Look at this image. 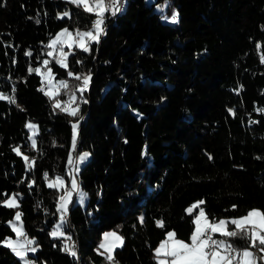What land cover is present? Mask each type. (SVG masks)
<instances>
[{
    "label": "trees",
    "instance_id": "trees-1",
    "mask_svg": "<svg viewBox=\"0 0 264 264\" xmlns=\"http://www.w3.org/2000/svg\"><path fill=\"white\" fill-rule=\"evenodd\" d=\"M118 3L99 43L74 48L66 69L48 58L47 40L63 28L88 30L94 14L69 0H0V94L15 99H0V241L14 235L8 223L20 211L35 264H100L94 248L105 230L123 238L118 264H156L153 249L167 232L189 241L185 208L195 201L215 220L264 211V0ZM162 4L177 23L161 21L154 7ZM46 58L53 79L67 82L52 98L35 72ZM69 71L91 77L76 116L52 105L77 93ZM27 121L36 125L35 149ZM81 151L89 154L76 174L85 207L70 202L63 225L74 257L49 235L57 191L45 180L67 179L69 153L75 161ZM11 194L18 209L2 204ZM0 264H19L2 244Z\"/></svg>",
    "mask_w": 264,
    "mask_h": 264
},
{
    "label": "snow or ice",
    "instance_id": "snow-or-ice-1",
    "mask_svg": "<svg viewBox=\"0 0 264 264\" xmlns=\"http://www.w3.org/2000/svg\"><path fill=\"white\" fill-rule=\"evenodd\" d=\"M69 2L75 4L77 7H82L85 13L94 14L96 17L93 20L92 30L75 32L73 35L68 29H63L57 33L55 38L52 39L47 47L49 49H55L57 45L60 46L58 56L56 57V63L62 68H68V52L64 51L66 45L69 50L72 49L73 45L76 48L81 49L84 52L90 50L89 44L99 43L100 37L104 34L105 28V13L111 9V15L115 16L117 13L123 10V5L118 3V0H110V4L106 0H69ZM69 13H63V16H68ZM171 23L178 22V13L173 10L170 16ZM260 45H258V48ZM49 56L53 55L52 51H49ZM261 62L264 63V56L261 57ZM80 63V61H77ZM48 61H44V65L47 66ZM29 71H32L31 69ZM37 73L40 69L35 70ZM48 78L51 79L52 71L48 69ZM70 77H74L81 83L77 86L78 91L81 93L85 91L90 82V74L78 75L71 71L68 72ZM59 86L67 87L66 81H59ZM43 91V88L41 89ZM15 91V89H13ZM51 90L46 91L45 95H49L50 98L54 95ZM7 98L10 103H15L14 97H5L0 94V99ZM70 100L74 101V94L70 96ZM54 107H61V102L57 101ZM62 111H66L68 115L76 116L78 107H69L67 103L61 107ZM231 111V110H230ZM264 111V110H260ZM82 118V117H81ZM26 127L35 129L34 124H27ZM72 146L75 149L77 141V125H72ZM32 140L33 149L36 148V140L33 137H29ZM14 152L17 155H21L20 149L14 148ZM89 154H81L76 161L73 160L72 153H69V164H73L77 171L79 170V163L87 158ZM26 164H31L29 157H23ZM47 176V174H45ZM71 191L65 190L64 193L59 196L57 201V211L61 213V224L57 225L55 230L50 233L53 237L63 236L64 233L61 231L63 222L66 219L68 213V205L71 200L72 192L78 193L81 202H83L86 193L80 191L79 184L75 178L71 181ZM31 186V185H30ZM49 188L62 189L64 188V180L57 177L55 180L48 182ZM18 194L7 196L3 200L2 204L7 208H19ZM205 201L200 200L194 203L190 208L186 209V212L190 215L193 214L194 209H199L198 213L193 218V231L189 237V242H185L177 238L176 234L172 231L167 232L165 241H162L160 245L155 249V256L158 260V264H264V211L259 209H251L246 215L238 218L231 219H210L206 214L205 209L201 207ZM236 206L233 205V208ZM22 213L16 211L13 221H9L12 231L15 233L17 239L5 238L0 241L4 247L10 249L22 262L23 264H33V261L27 258L29 252H36V248L33 247L35 241L26 236L21 221ZM141 223L143 217L140 218ZM233 227H229V226ZM157 226L162 227L163 223L157 221ZM218 234L221 239L215 238ZM23 238V239H20ZM243 239L247 241V246L243 249L237 248L231 240ZM123 244V238L115 232L104 233V238L99 245V249H103L102 254H106V259L110 261V264H118L115 261L113 255L114 250L121 247ZM255 249V251H253ZM67 251L69 255L76 256L74 245L65 244L61 249Z\"/></svg>",
    "mask_w": 264,
    "mask_h": 264
},
{
    "label": "rangeland",
    "instance_id": "rangeland-1",
    "mask_svg": "<svg viewBox=\"0 0 264 264\" xmlns=\"http://www.w3.org/2000/svg\"><path fill=\"white\" fill-rule=\"evenodd\" d=\"M144 1H145L146 3H149L151 0H144ZM106 2L110 4V2H108L107 0H106ZM164 9H165V5H164V4L159 5V6L157 5V6L154 7V10H155V11H158V12L161 13L160 19H161L162 22H166V23L172 24V23L170 22V19H169L171 15H165V14H164ZM63 13H65V12H61V13H59V14H58V17H66V16H63ZM108 13H111V9H110V11H109ZM105 14H106V13H105ZM95 18H96V17H95ZM95 18H94V19H95ZM92 24H93V23H92ZM63 29H65V28H63ZM63 29H59L57 32H55V33L53 34V36H51V37L47 40V42H46V46L49 44V42H50L52 39L55 38L56 34L59 33V32H61V30H63ZM88 30H92V26H91V28H89ZM88 30H80V31H88ZM69 31H70V30H69ZM76 31H77V30L70 31V32H72L73 35H75V32H76ZM92 43H93V42H92ZM59 48H60L59 45H57L55 49H49V48L47 47L46 54H47L48 58H52V59H54L55 62H56V57L58 56ZM74 48H76L75 45H73L72 49L69 50L68 47L65 45V46H64V51H65V52H68V53L70 54V53L73 51ZM77 49H79V48H77ZM80 50H81V49H80ZM49 51H52V52H53V55H52V56H49V55H48ZM44 61H48V59L46 58ZM44 61L42 62V65H41V66H39V67L36 68V69H40V72H39V73H37L36 71H35V72H36V74L39 75V77H40V79H41V81H42V83H43V86H44V88H43V93H44V95H45V92H46V91H50V90H51L53 93H55L54 95L51 96V98H52V97L56 96V95L62 90V88H64V87L59 86V81H63V80H54L53 77H51V79H49L47 73H48V69H50V68H49L48 66H45V65H44ZM58 65H59V64H58ZM59 66H60V65H59ZM60 67H61V66H60ZM36 69H35V70H36ZM86 90H87V89H86ZM86 90H85V91H86ZM73 94H74L75 98H76V95H78V94L80 95V97L82 96V93H81L80 91H78V88H77V93H76V92H73V93H71V94H69V95L66 96V99H65L63 102H61V107H63V105H64L65 103H67V104L69 105V107H76V106H74V101H75V100H74V101H71V100H70V96H72ZM45 96L48 97V98H50L49 95H45ZM57 101H59V100H58L57 98H55V99L53 100V102H52V105L54 106V104H56ZM75 103H76V102H75ZM61 107H58V108L61 109ZM64 112H66V111H64ZM66 113H67V112H66ZM29 123H31V124H34V123H33V122H29V121H27V122L25 123V128H26L27 133H28V140H29L30 144L32 145V140H30L29 137H33V138H34V135L36 134V127H35V129H30V128L26 127V125L29 124ZM73 124H75V123H73ZM73 124H72V125H73ZM34 125H35V124H34ZM35 126H36V125H35ZM72 132H73V129H72ZM83 153H88V152H86V151H81V152L77 153V154L75 155V161H76V160L78 159V157H79L81 154H83ZM88 156H89V155H88ZM88 156H87V158H86L85 160H83L82 162L79 163V169H80L81 166L85 163V161L88 159ZM78 171H79V170H78ZM78 171H77L76 167L72 164V166H71V168H70V171H69L68 178H67V179H64L63 177H60V178H62V179L64 180V188H62V189L52 188V189H55V190L57 191V196H56V207H55V209H56V220L54 221L52 227H51L50 230H49V235H50V233H52V232L55 230V228H56L57 225H60V224H61V219H60V217H61V213L57 211V201H58V198H59V196H61V195L64 193L65 190H67V191H71V188H72L71 181H72L73 178L76 179V174L78 173ZM57 177H59V176H55V177H53V178L46 179V180H45V185H46V187H48V182H49V181H51V180H55ZM48 188H49V187H48ZM80 191L83 192L81 189H80ZM83 193H84V192H83ZM11 195H13V194H11ZM11 195H10V196H11ZM85 201H86V196L84 197L83 202H81V199H80V196L78 195V193H76V192H72V196H71V200H70V202H73L74 204L79 205L81 208H84V207H85ZM70 202H69V204H70ZM196 202H198V201H195V202L191 203L190 205H188V206L185 208V212H186V209L190 208V207H191L194 203H196ZM68 206H69V205H68ZM198 211H199V209H194V211H193L192 221H193L194 215L197 214ZM247 212H248V211H247ZM247 212H246L245 214L239 216V217H242V216L246 215ZM186 213H187V212H186ZM14 217H15V216H14ZM235 218H238V217H235ZM229 219H231V218H229ZM13 220H14V218H13L11 221H13ZM64 222H65V221H64ZM64 222H63V225H64ZM19 223H20V222H19ZM8 224H9V223H8ZM63 225H62V227H61V231L64 233V231H63ZM9 226H10V224H9ZM10 227H11V226H10ZM193 228H194V225H193ZM11 229H12V228H11ZM192 231H193V229H192ZM192 231H191V233H192ZM107 232H115V233H117V234L119 235V233L116 232V231H114V230H105V231H103V232L100 234L99 239L97 240L96 246H95V248H94V251H95L96 253H98L99 255H101L102 258H103L100 264H110V261H108V260L106 259V254H102V253H103V249H99V245L101 244V242H102V240H103V238H104V233H107ZM13 233H14V232H13ZM191 233H190V235H191ZM166 234H167V233H166ZM166 234H165L164 238H163V239H162V240H161V241L155 246V248L153 249L154 256H155V249L160 245V243H161L162 241H165V239H166ZM216 235H218V234H216ZM50 236L53 237L52 235H50ZM119 236H120V235H119ZM218 236H219V235H218ZM218 236H216L215 238H217V239H221V238H222V237H220V236L218 237ZM55 237L62 238L63 246H64L65 244H67V245H71V242H70L69 239H67V235H66L65 233H64L63 236H59V235H58V236H55ZM189 237H190V236H189ZM7 238L17 239L15 233H14V235H13L12 237H7ZM20 239H23V238H20ZM188 242H189V241H188ZM242 249H243V248H242ZM66 252H67V251H66ZM33 254H34V253L29 252L27 258L29 259V256H32ZM15 256H16V255H15ZM16 257H17V256H16ZM17 259H18V261H19V264H23V262H22L18 257H17ZM29 260H30V259H29ZM155 260H156V264H158V260H157L156 256H155ZM33 264H35V263H33Z\"/></svg>",
    "mask_w": 264,
    "mask_h": 264
},
{
    "label": "crops",
    "instance_id": "crops-1",
    "mask_svg": "<svg viewBox=\"0 0 264 264\" xmlns=\"http://www.w3.org/2000/svg\"><path fill=\"white\" fill-rule=\"evenodd\" d=\"M231 226V225H230ZM233 227V226H232Z\"/></svg>",
    "mask_w": 264,
    "mask_h": 264
}]
</instances>
